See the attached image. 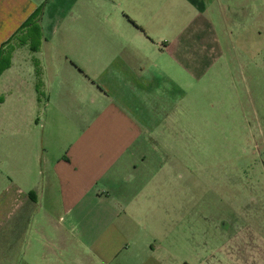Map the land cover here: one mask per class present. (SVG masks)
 Listing matches in <instances>:
<instances>
[{
  "label": "rangeland",
  "instance_id": "obj_1",
  "mask_svg": "<svg viewBox=\"0 0 264 264\" xmlns=\"http://www.w3.org/2000/svg\"><path fill=\"white\" fill-rule=\"evenodd\" d=\"M6 1L11 11L0 16V34L14 30L10 41L42 7V37L36 40L27 29L20 40L29 44H18V37L11 42L19 56L14 75H0V121L21 105L14 101L15 87L8 91L4 82L16 81L17 73L34 81L33 66L41 65L37 81H83L70 66L83 70V60L95 73L120 57L137 72L152 65L162 69L171 119L154 134L166 149L152 156L160 160L159 153L165 164L169 211L152 213L150 237L215 240L208 248L217 256L203 264H264V0H205V8L170 0L169 10L157 4L150 9L154 20L133 0ZM26 5L37 8L24 19ZM134 17L148 20L149 44L128 23ZM79 253L81 260L71 264H90L82 247Z\"/></svg>",
  "mask_w": 264,
  "mask_h": 264
},
{
  "label": "crops",
  "instance_id": "obj_2",
  "mask_svg": "<svg viewBox=\"0 0 264 264\" xmlns=\"http://www.w3.org/2000/svg\"><path fill=\"white\" fill-rule=\"evenodd\" d=\"M133 1L145 7L146 17L156 4L169 10L170 0ZM185 1L206 6L205 0ZM9 3L0 0L1 18L11 11ZM36 8L26 5L24 19ZM148 20L128 18L145 43L151 40ZM13 32L4 28L0 45ZM25 32L14 39L25 37ZM175 48L180 53L182 44ZM17 50L5 71L7 80L15 73ZM80 62L86 74L70 66L83 81H37L42 74L37 65L29 69L34 81H22L17 73L16 81L4 82L8 91L15 87L14 101L21 105L5 111L0 121V264L77 263L79 247L90 264H203L209 256L215 260L217 255L208 248L216 246L213 239L150 237L152 213L169 211L165 164L159 153L160 160L152 156L166 149L154 134L171 119L162 80L167 75L153 65L137 72L123 57L99 73ZM44 70L54 74L50 66ZM41 106L44 111L37 113ZM42 115L43 121L36 119ZM27 213L31 222L25 228L19 219ZM159 227L163 233L168 230Z\"/></svg>",
  "mask_w": 264,
  "mask_h": 264
},
{
  "label": "trees",
  "instance_id": "obj_3",
  "mask_svg": "<svg viewBox=\"0 0 264 264\" xmlns=\"http://www.w3.org/2000/svg\"><path fill=\"white\" fill-rule=\"evenodd\" d=\"M42 14V7L39 8L26 22L25 24L19 29V31L15 34V36H18L21 32L24 30L26 31L27 29L28 32L31 31L34 33V36L37 37L36 40L41 39V31H40V17ZM26 37V36H25ZM14 39V37H13ZM6 42L5 44L2 45L0 49V75L6 71L8 68L11 66V58H12V53L14 50V46L12 45V41ZM22 39V38H21ZM27 39L20 40L19 39V44H25ZM38 43V42H37ZM32 193L30 194V199L33 200ZM19 222L22 223L23 227L28 228L29 224L31 222V213H27L26 215H23L20 217Z\"/></svg>",
  "mask_w": 264,
  "mask_h": 264
}]
</instances>
